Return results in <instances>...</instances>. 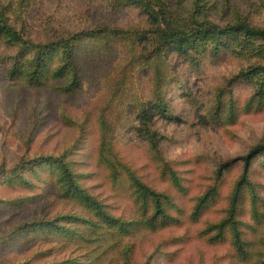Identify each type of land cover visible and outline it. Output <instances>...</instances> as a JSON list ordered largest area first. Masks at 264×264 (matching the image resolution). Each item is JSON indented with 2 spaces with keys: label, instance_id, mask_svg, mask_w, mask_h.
Here are the masks:
<instances>
[{
  "label": "rangeland",
  "instance_id": "1",
  "mask_svg": "<svg viewBox=\"0 0 264 264\" xmlns=\"http://www.w3.org/2000/svg\"><path fill=\"white\" fill-rule=\"evenodd\" d=\"M153 1L164 2L174 25L212 21L223 27L246 20L264 27V0ZM2 3L9 23L35 43L84 30L101 34L76 45L80 90L75 93L58 89L63 80L32 85L22 74L32 67L31 55L20 42L0 43V264H119L127 245L135 246L132 258L140 264H233L228 245L210 243L202 230L223 218L242 174L238 161L217 179L219 165L264 140L259 92L264 80L252 72L264 65V53H258L262 44L248 49L220 44L214 50L218 56L209 49L190 58L166 48L154 51L148 36L155 26L147 10L136 5L117 0ZM155 99L167 105L168 117L154 116L157 136L143 137L137 107ZM101 121L109 124L119 160L147 185L170 194L174 224L113 242L100 234L88 237L82 225L87 240L75 243L61 236L74 217L89 214L53 182H43L48 172L33 178L40 157L69 154L78 181L113 215L129 218L133 212L127 173L113 184L111 168L98 163ZM260 163L264 155L254 160L252 177L264 183ZM166 167L177 172L181 186ZM210 188L218 194L198 214V200ZM245 219L250 220L248 214ZM253 234L264 239V225ZM255 247L264 250L262 242Z\"/></svg>",
  "mask_w": 264,
  "mask_h": 264
},
{
  "label": "trees",
  "instance_id": "2",
  "mask_svg": "<svg viewBox=\"0 0 264 264\" xmlns=\"http://www.w3.org/2000/svg\"><path fill=\"white\" fill-rule=\"evenodd\" d=\"M117 1L120 5H136L147 10L155 26L150 31V37L148 36V41L154 51H163L166 48L193 58L194 54L206 52L209 49L213 56H218L214 50L220 44L226 48L248 49L249 44L260 43L263 47L258 53H264V27L254 26L246 20L223 27L212 21L174 25L168 17V7H164L162 1V5H158L153 0ZM4 8L0 0V43L20 42L26 50V52L23 50L25 54L31 55L32 67L22 73L29 82L38 86L50 80H63L65 82L58 89L64 93L79 91L80 81L74 60L76 45L88 39L99 38L100 31L84 30L57 42L35 43L24 39L22 34L9 23ZM252 72L255 76L258 75L259 79L264 80V65H258L252 69ZM159 73L161 74V71ZM259 92L264 98V87H261ZM137 108L140 135L155 138L157 132L153 131L154 116L168 117L167 105L155 99ZM100 128L98 163L111 168L110 177L113 184L120 180L123 172L127 173L131 198L134 202L133 212L129 218L113 215L108 205L106 206L78 181V174L74 170L76 162L69 159V154L40 157L42 159H38L40 163L34 167L33 178L39 176L38 171L48 172L43 182H53L61 191L62 196L77 200L89 214L85 218L74 217L69 225L62 227L64 233L61 236L71 237L75 243L87 240L82 233L80 227L82 225L88 237L100 234L105 236L109 242H113L114 238L118 239L123 235L133 236L141 230H159L174 224L177 220L169 214V208L174 206L175 202L170 194L150 187L131 171L130 167L123 164L112 149L108 122L101 121ZM263 155L264 140L254 145L245 155L221 163L216 171L217 179H221L234 163L238 161L243 163L242 174L229 193L223 218L208 224L202 230V234L208 237L210 243L228 245L230 255L234 260L233 264H264V250L255 247L258 242L264 244V239L256 238L253 234L264 225V183L252 177L253 162ZM260 166L264 169V164L260 163ZM166 169L173 183L178 187L181 186V179L177 172L170 167ZM26 180L27 183L33 185L32 179ZM217 194L216 188L207 190L199 198L195 212L202 214ZM246 214L250 217L249 221L245 219ZM134 248V245H127L119 253L123 257L120 261L124 260L119 264H140L132 258Z\"/></svg>",
  "mask_w": 264,
  "mask_h": 264
}]
</instances>
